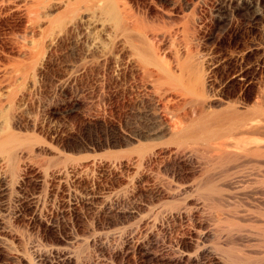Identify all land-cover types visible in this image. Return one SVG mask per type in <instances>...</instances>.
<instances>
[{
	"label": "rangeland",
	"instance_id": "374dc122",
	"mask_svg": "<svg viewBox=\"0 0 264 264\" xmlns=\"http://www.w3.org/2000/svg\"><path fill=\"white\" fill-rule=\"evenodd\" d=\"M59 1L0 0V133L6 124L3 113L15 99L16 114L23 115L17 132L33 133V139H37L34 143L32 141L35 152L28 151L24 155L26 163L34 169L56 167L58 160L64 162L62 166L78 161L79 156L87 155L88 151L82 149L87 145L92 151L88 152V157L89 153L97 158L120 154V148L100 147L97 143H106L109 136L120 130L127 131L137 122V111L140 110L136 93L129 88L133 84L129 75L125 76L112 66L105 68L102 62L81 69L84 62L78 55H85L93 44L102 46L100 44L107 40V31L94 24L95 21H89L86 24L90 25L80 26L63 38L62 43L57 26L62 9L53 12L50 9ZM128 1L137 15L151 23L188 24L200 54L211 62L206 63V68H213V61L221 63L225 58H232L236 70H245L244 76L233 77L219 66L215 69L217 82L212 93L220 94L231 79V86L222 94L223 99L241 96L251 102L258 95L264 85V0H246L243 6L238 0ZM38 66L42 67V75L36 71ZM3 165L0 166V177L9 173L5 168L7 165ZM28 179L22 190L15 188L16 191L11 192L3 188L4 183L0 184V264H30V261L32 264H75L73 260L62 262L61 255L48 251L52 246L64 249L66 255L72 253L87 264H264V235L258 228L248 225L247 229L255 231L244 230L240 235L222 231L227 222L224 221V212V219L219 216L220 211L218 218L226 222L220 225L224 234L219 231L204 243L198 242L196 231L202 227L197 225L196 229L180 218L165 219L152 228L136 229L138 215L133 200L128 204L133 213L128 216L122 212H112L113 215L109 210L98 211L102 198H96L87 200L90 202L81 208L82 211L55 213L50 219L43 215L42 220L37 217L33 221L35 210L26 206L22 208L21 203L43 193L30 183L32 177ZM248 196L240 200L241 205H235L239 211L250 208V204L253 209L262 206L264 209V202L260 207L253 206L261 195H255L257 198ZM243 201L248 202L247 206ZM124 206L119 204L117 210H124ZM18 210L22 211L19 216L16 215ZM205 215L203 219L209 220L210 216L207 214L206 218ZM3 223L7 229L4 228L5 232L1 229ZM93 237L98 238L96 245L87 244L86 240ZM6 243H12L11 248H6Z\"/></svg>",
	"mask_w": 264,
	"mask_h": 264
},
{
	"label": "bare ground",
	"instance_id": "6f19581e",
	"mask_svg": "<svg viewBox=\"0 0 264 264\" xmlns=\"http://www.w3.org/2000/svg\"><path fill=\"white\" fill-rule=\"evenodd\" d=\"M61 1L50 9L52 12L62 9L56 19L62 43L63 38L89 21H95L94 24L107 31V40L100 42L102 46L93 44L85 55H78L84 62L81 69L102 62L105 68L112 66L125 76L129 75L133 84L128 87L136 93L140 106L137 122L127 131L120 130L109 136L106 143H97L100 147L120 148V154L97 158L89 153V158L91 148L82 145L81 148L88 152L79 156L77 162L62 166L64 162L58 160L60 163L55 164L56 167L34 169L26 163L24 155L28 151L35 152L36 137L33 139V133L17 132L23 115L16 114V102L13 99L10 103L11 98L10 107L3 113L6 124L0 133V166L4 163L3 167L6 164L5 168L9 169L6 170L9 173L0 177L3 188L8 192L16 191L15 188L22 190L32 177L30 183L41 190L43 196L21 204L22 208L35 210L33 221L37 217L42 220L43 215L50 219L55 213L78 212L91 200L102 198L98 211L122 212L127 216L133 213L128 205L133 200L138 215L136 229L152 228L165 219L180 218L196 229L197 225L202 227L196 230L198 242L214 238L220 225L226 222V229L222 226V231L231 235H240L244 230L251 233L255 228L264 235L263 206L253 209L250 204V208L241 211L235 207L238 203L241 205L240 200L249 197L248 194L251 198L264 197V85L251 102L241 96L225 100L222 94L231 86V79L220 94L212 93L217 82L215 69L223 66L233 77L244 76L245 70H236L232 58H223L221 63L213 61V68H206L210 61L207 62L208 58L197 49L188 24L171 26L146 21L137 15L128 0ZM238 1L242 6L246 3V0ZM36 71L39 75L43 73L39 66ZM217 141L220 143L215 146ZM252 177L255 180H251ZM259 198L258 203H253L254 208L264 202ZM247 203L242 204L247 206ZM119 204L125 205L124 210L122 207V211L117 210ZM206 213L209 220L203 219ZM217 213L223 216L225 223ZM247 225L254 229H247ZM5 226L1 228L3 231ZM220 234L224 233L220 231ZM97 239L89 238L86 243L96 245ZM10 246L12 243H6V248ZM48 251L61 255L64 263L73 260L75 264H87L72 253L66 255L64 249L52 246Z\"/></svg>",
	"mask_w": 264,
	"mask_h": 264
}]
</instances>
